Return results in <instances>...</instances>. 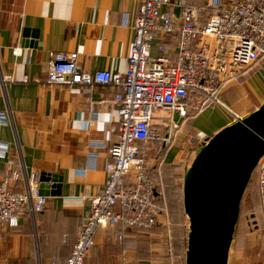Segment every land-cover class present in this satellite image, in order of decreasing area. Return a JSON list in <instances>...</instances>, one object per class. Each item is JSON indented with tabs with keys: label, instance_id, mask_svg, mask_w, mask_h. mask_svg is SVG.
I'll list each match as a JSON object with an SVG mask.
<instances>
[{
	"label": "crops",
	"instance_id": "1",
	"mask_svg": "<svg viewBox=\"0 0 264 264\" xmlns=\"http://www.w3.org/2000/svg\"><path fill=\"white\" fill-rule=\"evenodd\" d=\"M138 1L0 0V76L13 80L0 84V145L8 149L0 153V183L17 172L9 189L21 193L32 173L62 179L60 195H48L42 213L24 214L15 228L0 227V264H65L70 256L91 207L89 198L100 194L106 180L108 149L119 131L118 106L111 86L49 84V64L56 53H77L84 73L124 76ZM177 1L161 11L179 17ZM186 1L204 6L208 0ZM235 1L225 0L229 7ZM165 45L173 61L175 43L166 40ZM16 47L18 55L12 53ZM150 55H159L157 40L150 45ZM259 63L222 90L224 108L189 113L170 142L150 145L148 166L160 202L172 186L182 185L189 151L200 145L198 135L207 140L264 102V62ZM150 232L102 226L84 264H154L153 246L145 237ZM253 242V260L250 263L247 255L241 263V256L240 264H264V238ZM237 262L229 250L227 264Z\"/></svg>",
	"mask_w": 264,
	"mask_h": 264
},
{
	"label": "built area",
	"instance_id": "2",
	"mask_svg": "<svg viewBox=\"0 0 264 264\" xmlns=\"http://www.w3.org/2000/svg\"><path fill=\"white\" fill-rule=\"evenodd\" d=\"M171 5V0L138 1L124 76L84 73L77 65V53H56L50 61L51 85L116 89L113 103L119 117L118 134L108 149L111 161L105 165V183L98 196L89 198L90 210L65 264H84L102 226L149 231L156 225L162 209L148 166L150 145L173 139L178 129L174 115L183 120L209 106L224 108L219 100L222 90L254 58L264 57V0H236L230 7L223 0H208L204 6L179 0L175 3L181 9L179 17L161 11ZM154 40L156 58L150 55ZM166 40L175 43L173 61ZM12 53L18 55L19 48ZM11 82L12 77L0 76L1 85ZM197 137L206 142L204 135ZM7 150L0 145L1 154ZM254 173L264 226V155ZM18 177L13 172L0 183V227L15 228L24 214L42 213L47 205V196L39 193L38 174L28 176L25 190L15 193L9 186Z\"/></svg>",
	"mask_w": 264,
	"mask_h": 264
},
{
	"label": "water",
	"instance_id": "3",
	"mask_svg": "<svg viewBox=\"0 0 264 264\" xmlns=\"http://www.w3.org/2000/svg\"><path fill=\"white\" fill-rule=\"evenodd\" d=\"M174 121L182 119L174 115ZM264 155V102L199 146L182 181L188 219L185 264H227L240 204ZM61 177L39 176V193L59 196Z\"/></svg>",
	"mask_w": 264,
	"mask_h": 264
},
{
	"label": "rangeland",
	"instance_id": "4",
	"mask_svg": "<svg viewBox=\"0 0 264 264\" xmlns=\"http://www.w3.org/2000/svg\"><path fill=\"white\" fill-rule=\"evenodd\" d=\"M256 62L263 63L264 57L254 58L251 65L243 72L251 69ZM199 142L202 145L205 141L199 138ZM194 152V150L189 151V163L192 161ZM160 206L162 209L160 219L150 230L151 232L145 235L151 240L153 246L152 262L154 264H185L188 219L183 211L182 185L172 186L165 199L160 202ZM259 238H264V232L258 205L256 177L252 174L241 200L239 218L230 246L232 261L238 259L236 264H240L239 257L243 256L241 263H244L242 261H245L244 257L248 255L251 263L254 247H256L253 241Z\"/></svg>",
	"mask_w": 264,
	"mask_h": 264
},
{
	"label": "trees",
	"instance_id": "5",
	"mask_svg": "<svg viewBox=\"0 0 264 264\" xmlns=\"http://www.w3.org/2000/svg\"><path fill=\"white\" fill-rule=\"evenodd\" d=\"M223 1H224V3H226L225 0H223ZM253 174H255V173L253 172Z\"/></svg>",
	"mask_w": 264,
	"mask_h": 264
},
{
	"label": "flooded vegetation",
	"instance_id": "6",
	"mask_svg": "<svg viewBox=\"0 0 264 264\" xmlns=\"http://www.w3.org/2000/svg\"><path fill=\"white\" fill-rule=\"evenodd\" d=\"M163 144V143H162Z\"/></svg>",
	"mask_w": 264,
	"mask_h": 264
}]
</instances>
